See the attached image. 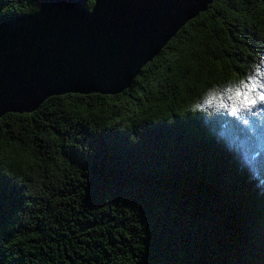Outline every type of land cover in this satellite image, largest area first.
Returning <instances> with one entry per match:
<instances>
[{
    "label": "trees",
    "instance_id": "obj_1",
    "mask_svg": "<svg viewBox=\"0 0 264 264\" xmlns=\"http://www.w3.org/2000/svg\"><path fill=\"white\" fill-rule=\"evenodd\" d=\"M40 1L0 0V18ZM261 59L264 0H215L123 94L5 115L0 264H264V113H221L219 143L179 115Z\"/></svg>",
    "mask_w": 264,
    "mask_h": 264
},
{
    "label": "water",
    "instance_id": "obj_2",
    "mask_svg": "<svg viewBox=\"0 0 264 264\" xmlns=\"http://www.w3.org/2000/svg\"><path fill=\"white\" fill-rule=\"evenodd\" d=\"M215 0H42L0 18V120L65 95L129 90L183 27Z\"/></svg>",
    "mask_w": 264,
    "mask_h": 264
},
{
    "label": "clouds",
    "instance_id": "obj_3",
    "mask_svg": "<svg viewBox=\"0 0 264 264\" xmlns=\"http://www.w3.org/2000/svg\"><path fill=\"white\" fill-rule=\"evenodd\" d=\"M238 106L264 113V59L252 66L248 76H230L221 83L205 87L187 101L179 115L195 122L206 138L219 143L212 135L211 122L220 119L221 113L225 119L234 121ZM257 187L264 191V184Z\"/></svg>",
    "mask_w": 264,
    "mask_h": 264
}]
</instances>
